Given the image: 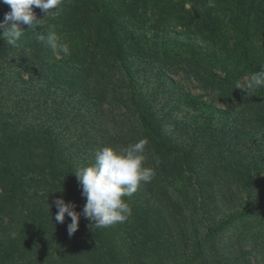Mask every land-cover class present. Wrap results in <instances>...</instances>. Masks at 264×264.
I'll return each instance as SVG.
<instances>
[{
	"label": "trees",
	"instance_id": "1",
	"mask_svg": "<svg viewBox=\"0 0 264 264\" xmlns=\"http://www.w3.org/2000/svg\"><path fill=\"white\" fill-rule=\"evenodd\" d=\"M189 3L192 6L187 9ZM211 3L213 7L208 6L209 0H63L61 14L55 18H45L34 6L37 18H45L43 29L20 24L24 35L15 47L0 39V204L8 200L26 205L34 200L32 218L40 236L50 221L69 264H102L110 253L108 241L100 247L90 242L99 238L103 243L104 228L92 229L82 216L70 238L67 214L64 223L55 221L56 198L74 202L77 212L86 203L74 172L92 165L97 149L127 146L140 139L148 141L146 166L155 168V156L172 160L176 172L182 164L194 167L197 153L193 147L187 150L176 133L184 129L203 133L218 113L213 102L191 93L182 101L163 102L144 93L139 71L151 42L146 35L151 19L152 29L193 28L216 44L224 40L220 15L236 34L232 57L246 73L259 71L247 41L264 40V0ZM10 10L0 3V21ZM46 30L57 34L58 43L69 46V56L60 53L59 57L36 40L35 31ZM191 61L200 63L196 54ZM221 69L223 76H197L205 90L225 103L230 72ZM184 107L195 114V123L180 116ZM193 172L197 171L191 168ZM168 176L174 174L169 171ZM182 182V189L188 182L189 192L199 181L185 177ZM258 188L261 192L248 209L230 214L216 226L209 223L203 238L198 239L200 231L194 225L187 230L188 239H196L197 252L185 264L202 260L206 242L239 226L242 230L226 241L223 255L237 253L236 264H257V256L264 252V180ZM89 257L94 258L90 263Z\"/></svg>",
	"mask_w": 264,
	"mask_h": 264
},
{
	"label": "rangeland",
	"instance_id": "2",
	"mask_svg": "<svg viewBox=\"0 0 264 264\" xmlns=\"http://www.w3.org/2000/svg\"><path fill=\"white\" fill-rule=\"evenodd\" d=\"M191 6L189 3L186 8ZM218 16L224 40L216 44L193 28L152 29L154 18L149 23L146 35L151 42L139 71L144 93L162 102L182 101L191 93L207 103L213 102L218 113L206 132L184 129L176 133L187 150L193 147L197 153L194 167L182 164L176 172L172 160L159 159L158 165L154 161L155 178L126 197L132 210L128 219L104 228L103 243L99 238H90L97 247L107 245L106 241L110 244V253L102 264H185L197 252L196 239L189 240L186 235L192 225L200 231L198 239L203 238L209 223L216 226L230 214L248 209L261 192L258 187L264 180V87L251 97L235 88L238 81L246 82L251 73H246L232 57L236 34ZM247 46L258 61V70H264V40H249ZM56 54L60 57L58 50ZM194 54L199 65L191 61ZM221 68L230 72V93L225 103L218 100L216 93L205 90L197 76H223ZM173 85L178 88L172 90ZM179 113L186 122L195 123V114L189 109L184 107ZM191 168L197 172L191 173ZM169 171L173 177L168 176ZM185 177L199 181L189 192L188 182L182 189ZM33 203L31 200L22 205L6 200L0 204V262L5 259L8 264H69L68 255L62 252L66 251L64 246L57 245L50 221L40 236L32 218L36 214ZM240 228H228L220 237L206 242L204 258L193 264H236L239 254L223 255V247ZM257 257V264H264V252Z\"/></svg>",
	"mask_w": 264,
	"mask_h": 264
},
{
	"label": "clouds",
	"instance_id": "3",
	"mask_svg": "<svg viewBox=\"0 0 264 264\" xmlns=\"http://www.w3.org/2000/svg\"><path fill=\"white\" fill-rule=\"evenodd\" d=\"M0 3L8 5L11 9L5 13L3 21H0V39L15 47L24 35L20 24L30 25L33 29H43L46 17L55 18L61 14L59 6L63 0H0ZM34 6L45 14L44 19L37 18ZM208 6H214L211 0ZM34 34L39 43L49 46L54 52L58 50L65 56L71 54L67 44L57 42V34L54 31H35ZM261 87H264V70L250 74L246 82L238 81L235 84L236 89L242 90L249 97ZM147 144L146 139H140L127 146L97 149L95 162L74 172L82 188V196L86 198L83 210L77 212V205L74 202H66L63 197L53 201L58 209L55 221L64 223L66 214L71 220L67 225L70 238L77 232L82 216L89 220L92 229L108 228L128 219L132 210L125 197H131L142 183H150L156 175L154 168L145 165ZM154 160L158 165V157L154 156Z\"/></svg>",
	"mask_w": 264,
	"mask_h": 264
}]
</instances>
